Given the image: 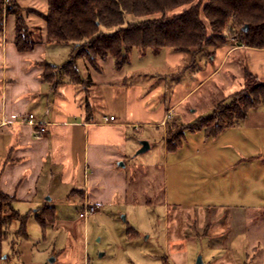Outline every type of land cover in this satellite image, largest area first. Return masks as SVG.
<instances>
[{
    "label": "crops",
    "instance_id": "obj_1",
    "mask_svg": "<svg viewBox=\"0 0 264 264\" xmlns=\"http://www.w3.org/2000/svg\"><path fill=\"white\" fill-rule=\"evenodd\" d=\"M34 10L37 18L38 13L44 12ZM38 19L35 27L41 29V38L30 50L16 48L11 14L5 17L0 31V191L13 197L12 207L20 214L35 215L45 206L55 209L49 204L55 172L52 168L47 170L48 162L52 167L61 164L60 182L70 184L66 200L77 195L81 207L94 203L96 209L97 205L104 207L125 201L127 184L123 167L128 128L141 124L161 129L164 159L171 154L175 156L172 179L178 185V193L185 189L188 177L192 186L200 190L206 169L211 172L205 174L208 179L204 180L213 181L218 163L224 169L222 192L230 199H250L253 192L264 189V102L257 103L243 118L215 134L208 135L203 129L185 130L180 145L173 150L167 148L165 127L167 118L184 121L190 103H200L214 94L225 98L242 89L246 71L264 82V47L240 44L230 36L225 44L208 47L194 57L168 47L156 53L150 51L154 57L149 60L154 65L152 77L143 75L136 67L122 76L117 68L118 75L112 74L116 76L110 80L103 78L105 73L92 77V86L104 87L99 91L109 100L115 99V86L123 89L117 109L106 110L104 106L93 111L82 98L86 88L67 77L52 87L43 78V63L59 67L68 59L70 46L48 42L44 21ZM147 50L150 49L140 52L144 55ZM76 64L80 76H86L80 62ZM129 64L130 60L123 71ZM173 74L178 77L170 80ZM36 108L37 112L31 110ZM206 111L197 113L193 119ZM28 113H33L37 125H46L41 135H36V126L27 122ZM111 115L113 120L105 119ZM248 168L250 176H246ZM199 176L201 179L195 184ZM246 177L251 183L249 188ZM164 182V198L168 200V169ZM203 199L209 201L206 196ZM190 201L178 199L169 207L165 205L166 212L188 215L195 208L203 213L200 223L209 233L224 209L239 208L238 213L246 215L245 207H252L229 200L219 211L215 204ZM58 224L73 227L72 221L57 219L55 213L53 226ZM61 255L65 260L67 256L73 259L74 251L64 250ZM4 258H0V264H7ZM163 264L174 262L165 255Z\"/></svg>",
    "mask_w": 264,
    "mask_h": 264
},
{
    "label": "rangeland",
    "instance_id": "obj_2",
    "mask_svg": "<svg viewBox=\"0 0 264 264\" xmlns=\"http://www.w3.org/2000/svg\"><path fill=\"white\" fill-rule=\"evenodd\" d=\"M17 1L25 14V23L28 28H36L40 17L37 18L34 9L45 11V1ZM151 16L157 17L159 13ZM11 17L14 18V15L11 14ZM126 19L136 21L141 17L137 18L129 14ZM225 33L228 36L227 39L232 37L229 28L225 29ZM147 49L150 50H147L144 55L142 52L145 50L142 52L138 48L131 50L130 64L126 65L124 71L125 65L118 68V71L122 72L121 76L128 74V70L136 67L143 75L152 77L154 65L149 63V60L154 57L150 53L157 51ZM77 62H80L84 75L87 74L80 76L81 81L77 83L78 86L87 89L86 94L82 96L86 106L91 107L93 111L104 106H107L104 108L106 110L117 109L122 101L120 100L122 87L115 86L113 91L117 96L113 93L115 99L109 100L108 96L100 92L105 89L104 87H93L91 83L92 77H100L101 73H105L103 76L105 80L116 76L112 74L118 75L114 59L108 56L106 60H97L96 65H91L79 57ZM175 76L178 77L173 74L170 80H173ZM222 99L220 94H214L200 103H190L186 107L184 121H175L176 126L182 122L193 121L195 115L202 111L208 110L201 115L209 114L216 103ZM189 107L193 109L189 110ZM31 110L38 111L37 108ZM171 122H174L173 119L167 118L166 129ZM128 131L123 167L127 184L126 200H119L104 207L97 205L98 209L95 213L82 218L79 212L83 210V206L81 207L78 196L73 195L68 200L64 198L68 195L70 184L60 182L61 164L52 167L48 162L47 170L52 168L55 172L50 192L52 199L49 204L54 206L57 219L70 220L73 222V227L66 224L54 226L51 224L43 231L34 215L30 214L26 221L28 236L16 238L13 232L18 228L19 223L13 221L11 226L6 228L8 238L2 244L4 262L6 261L7 264H163L164 257L167 255L174 264H178L179 261L182 264H264V189L253 192L250 199H230L222 192L224 169L222 163H218L219 167L214 169L213 181L210 180L207 183L204 180L208 179L205 174L210 175L211 172L210 169H206L200 181V190L196 189L195 185L192 186L191 179L188 177V182L185 181V189L178 193V185H175L172 179L175 156L168 155L167 162L164 159L161 129L141 124L129 127ZM143 140L150 142V148L138 152ZM167 169L169 185L168 200H165L164 181ZM242 171L244 170L241 169V177ZM250 175L251 169L248 168L246 176ZM46 176L47 173L44 174V177ZM199 179H201L200 176L195 178V184ZM245 182L249 188L251 183L248 177ZM204 196L209 201H205ZM178 199L215 204L219 211L229 200L237 204L241 203L243 206L249 204L252 207H245L246 215L238 213L239 208L233 207L231 211L224 209L225 211L217 217L219 221L214 222L212 233H209L204 231L206 227L204 228L205 225L200 223L203 213L195 208L188 215L178 211L174 213L172 210L166 212L165 205L169 207L172 202H178ZM24 210L28 211V209ZM5 214H10V210L5 208ZM128 228L135 231L133 236L129 235ZM133 231L130 230V232ZM64 250L74 251L73 259L67 256L65 260V257L61 255ZM199 257L201 262H198Z\"/></svg>",
    "mask_w": 264,
    "mask_h": 264
},
{
    "label": "trees",
    "instance_id": "obj_3",
    "mask_svg": "<svg viewBox=\"0 0 264 264\" xmlns=\"http://www.w3.org/2000/svg\"><path fill=\"white\" fill-rule=\"evenodd\" d=\"M156 13L159 16H151ZM9 14L14 15L16 48L32 49L41 38V29L28 28L17 0L7 3L0 0V31ZM129 14L141 19L128 21ZM38 16L44 21L48 42L70 46L68 59L59 67L43 63L42 76L52 87L64 77L74 83L81 81L76 64L79 57L96 65L97 60L104 61L111 56L117 68L129 62L133 48L158 51L168 47L194 57L208 47L225 44L227 28L240 44L264 47V0H46V9ZM244 76V87L217 102L209 114L177 126L175 122L168 124V150L180 145L185 130L203 129L208 135L215 134L243 118L257 103L264 102V82L247 71ZM12 201L13 197L0 191V258L3 241L8 238L6 228L14 220L19 221V226L13 235L28 236V214L15 210ZM5 208L10 214H5ZM34 217L44 231L53 224L55 212L45 206ZM130 230L133 231L131 228L127 231L133 236L135 231Z\"/></svg>",
    "mask_w": 264,
    "mask_h": 264
},
{
    "label": "built area",
    "instance_id": "obj_4",
    "mask_svg": "<svg viewBox=\"0 0 264 264\" xmlns=\"http://www.w3.org/2000/svg\"><path fill=\"white\" fill-rule=\"evenodd\" d=\"M7 2H8V0H4V3H7ZM105 119L113 120L114 117L111 115V116H109L108 118L105 117ZM27 122H28L29 124H31V125L36 126V127H34V133H35L36 135H41V134L44 132V130H45L44 126L42 127V126H40V125H37V122H36L35 119H34V115H33V113H28V115H27ZM96 210H97V209H96V206H95V205H92V204H86V205L84 206L83 210L79 213V215H80V217H84V218H85V217H87L89 214L94 213Z\"/></svg>",
    "mask_w": 264,
    "mask_h": 264
},
{
    "label": "water",
    "instance_id": "obj_5",
    "mask_svg": "<svg viewBox=\"0 0 264 264\" xmlns=\"http://www.w3.org/2000/svg\"><path fill=\"white\" fill-rule=\"evenodd\" d=\"M246 28H247V25L244 26V29H246ZM148 147H149L148 142H147L146 140H143V141L141 142V146H140V148L138 149V152H143V151H145L146 149H148ZM119 164L123 165L122 161H120ZM200 261H201V259H200V257H199L198 262H200Z\"/></svg>",
    "mask_w": 264,
    "mask_h": 264
}]
</instances>
